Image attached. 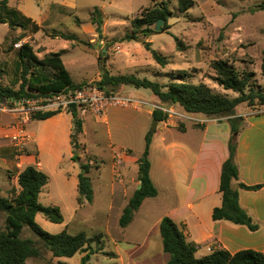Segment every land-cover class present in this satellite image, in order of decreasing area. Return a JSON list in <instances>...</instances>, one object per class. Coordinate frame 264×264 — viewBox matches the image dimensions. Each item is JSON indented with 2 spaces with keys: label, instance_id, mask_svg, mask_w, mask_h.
Segmentation results:
<instances>
[{
  "label": "rangeland",
  "instance_id": "374dc122",
  "mask_svg": "<svg viewBox=\"0 0 264 264\" xmlns=\"http://www.w3.org/2000/svg\"><path fill=\"white\" fill-rule=\"evenodd\" d=\"M52 1L54 0H42V2L8 0L10 6L20 9L27 16L36 20L43 17L45 21L43 31L31 33L20 42L22 44L29 42L39 58L66 48L63 60L75 82L91 79L95 82L97 80L95 78L101 75L102 67L113 74H137L162 83L169 81L167 75L187 70L191 82H203L215 93L236 97L235 93L224 90L214 80L215 70L212 63L229 60L238 68L246 67L256 72L258 84L264 86V76L261 75L260 70L264 49V10L258 9L259 5L264 4V0H193L194 5L187 12L179 10L178 0H158V2H166L172 12L169 20L165 23L163 31L157 32L153 26L154 33L149 36L140 34L137 40L127 39L134 30L132 22L153 7V0H75L76 6L65 7L50 6L48 3ZM96 8L102 13L101 28L92 23ZM166 27L168 28L165 29ZM53 31L76 34L78 39L67 41L57 38L51 35ZM21 32V30H10L7 25L0 24V70H3L1 77L5 85L15 86L18 82L16 80L19 74L17 65L19 49L15 47L16 43L12 39ZM177 40L181 43L182 50L177 48ZM145 43H151L152 49L168 58L169 64L165 68L153 59ZM41 72L50 76L49 69H42ZM16 88L19 86L16 85ZM142 91L149 96L153 95L149 89ZM11 102L14 103L11 100L5 101V103ZM154 104L166 108L174 107L177 115L169 114V119L178 124L189 122L198 125L197 120L182 118L181 115H185L186 111L179 105L156 101ZM240 107H243L241 110H252L253 114H257L256 110L259 111L257 107L246 103ZM9 114L0 112V117ZM96 117L100 118L98 122H101V117L104 116ZM14 119L5 125L4 133L0 132V148L5 152L3 155L14 163L9 162L8 167L4 166L0 155V197H11L20 191L17 175L30 165V161L33 160L32 155H36L35 145L30 138L21 156H17L15 147L7 137L10 134L9 126ZM208 119L212 118L208 117ZM36 124L38 122L34 120L24 127L29 131ZM153 124L154 121L151 123V129ZM87 131L88 134L81 139V142L86 144L95 155L101 153L105 155L104 149L106 150L109 145L106 125L101 123L97 134L88 127ZM30 153L32 155H29ZM62 153L64 160L55 174H52L51 183L43 189L40 202L46 206H56L60 203L63 206L61 210L65 223H52L42 215L38 216L37 223L51 234L61 233L66 227L71 234L86 232L91 237L102 234L103 249L99 250V244L94 243L96 253L91 256L88 264H164L159 257L150 261L158 253L159 246L153 239L149 246L143 244L148 230H142L137 221H133L126 228L121 227L120 218L124 199L119 198L117 188L123 183L115 180L112 163L107 158L104 163L100 162L101 176L99 178L91 176L95 191L93 203L86 204L75 217L77 190L73 179L67 173L74 175L77 167L81 171L80 162L86 160L88 155L81 152V158L74 160L73 147L62 148ZM45 157L48 158V154ZM113 186L116 187V195L112 197ZM146 223L147 226L153 224L150 220ZM5 224L6 214L0 212V226L4 228ZM22 237L36 240L42 250V257L30 258L28 264H82L85 256V253L80 252L74 257H53L28 227L24 229ZM138 244L143 246L138 247ZM128 250L137 253L131 260L126 252ZM118 251L123 253L120 260L115 259L114 252ZM203 253L205 252L202 250L199 255Z\"/></svg>",
  "mask_w": 264,
  "mask_h": 264
},
{
  "label": "trees",
  "instance_id": "16d2710c",
  "mask_svg": "<svg viewBox=\"0 0 264 264\" xmlns=\"http://www.w3.org/2000/svg\"><path fill=\"white\" fill-rule=\"evenodd\" d=\"M178 2L181 12H187L194 5L193 0H178ZM152 6L140 18L133 20L134 30L131 35L127 36V39L137 40L140 34L149 36L154 33L152 27L158 20L164 19L166 22L169 20L172 12L166 2L153 0ZM258 9L264 10V4L259 5ZM101 15L99 8H96L92 23L97 24L99 28L103 24ZM0 24L8 25L10 30L22 31L19 36L12 39L15 43L24 40L31 33L36 34L44 29L22 11L11 7L8 0H0ZM51 35L67 41H77L78 39L75 34L64 32L53 31ZM145 47L151 51L153 59L162 68L169 64L168 58L152 49L151 43H145ZM177 48L182 50V45L178 40ZM64 53L65 50H61L39 58L29 42L23 43L18 50L19 74L16 85L19 88H16V85H5L1 77L3 70H0V102L33 99L90 85L98 86L108 94L119 92L122 86H132L138 89H149L158 103L179 105L187 113L202 114L213 119L228 118L232 136L229 141V157L223 163L221 172L219 190L222 193V205L213 210L212 217L214 221H228L235 225L246 226L252 232L259 230V225L254 223L253 218L242 208L239 189L234 186V181L239 180L240 175L236 162L238 135L245 125L244 117L237 116L236 109L245 103L254 107L264 105V86L258 84L256 72L246 67L238 68L229 60H218L212 63L215 70V82L224 90L235 93L236 97L215 93L203 82H191L187 70L167 75L169 81L162 83L135 74L114 75L102 67L100 80L91 83H75L63 61ZM42 69H49L50 76L43 74ZM260 70L261 75L264 76V49ZM61 112H38L33 114L31 119L43 121ZM68 112L73 116L71 144L74 152L73 159L77 160L81 156V152L86 153V147L81 142V136L84 133V120L81 116V108L73 106ZM153 118L158 122H163L169 119V115L161 110H154ZM178 127L184 130L182 124ZM153 137L154 133L150 131L146 136L144 153L138 160L140 188L134 192L123 210L120 218V225L123 228L132 223L136 212L146 199L158 195V189L151 178L150 149ZM87 155L86 160L80 162L81 171L78 175L77 202L80 207L93 203L95 191L91 174L102 166L96 158ZM17 178L20 191L11 197H0V212L6 214L5 227L0 226V264H27L30 258L42 257V250L38 242L22 237L26 227L36 234L53 257H74L83 252L85 256L82 259V264H88L91 256L96 253L93 244H99L100 248L98 249H103L102 234L91 237L86 232L71 234L68 229H64L58 234L45 231L37 223L38 215H42L46 220L56 224H62L65 221L60 207L46 206L40 202L43 189L49 184V176L36 166L29 165L18 173ZM261 187V185L239 184V188L246 190H259ZM160 233L163 250L169 255L166 264H264V252L254 249H243L231 253L222 248L198 257V245L189 241L170 217L162 219Z\"/></svg>",
  "mask_w": 264,
  "mask_h": 264
},
{
  "label": "crops",
  "instance_id": "0c3cea01",
  "mask_svg": "<svg viewBox=\"0 0 264 264\" xmlns=\"http://www.w3.org/2000/svg\"><path fill=\"white\" fill-rule=\"evenodd\" d=\"M38 1L42 2V0ZM48 4L58 7L76 6L75 0H62L61 2L54 0ZM32 19L43 28L45 22L43 17L39 20ZM63 50L66 53L67 49ZM77 72L79 74V71ZM95 79L100 80L101 75ZM93 80L73 81L90 83ZM119 91L121 92L118 93L128 94L147 102L156 101L154 95L149 96L142 89L132 86H122ZM255 107L259 110H256L257 114H253L252 110H241L243 107L240 106L236 109V115L244 117L245 125L238 135L236 162L240 175L239 180L234 181V186L239 189L242 208L253 218L254 223L259 225V230L252 232L246 226L235 225L228 221H214L212 217L213 210L222 205V193L219 190L221 172L223 163L229 157V141L232 136L228 118H212L201 125L181 123L184 130L178 127L180 123L168 119L158 122L150 149L151 178L158 189V195L146 199L133 220L139 223L142 230H148L144 245L149 246L152 239L158 242V253L150 261L159 257L166 264L169 259V255L163 250L160 233V224L164 217L173 219L187 239L198 245L197 256L199 257L222 248L231 253L243 249L264 252V105ZM195 115L207 117L202 114ZM81 116L84 120V133L81 139L88 134L87 127L97 134L99 125L101 123L106 125L109 145L106 147L108 152L104 149L105 155L102 153L95 155L86 144H83L86 147V153L92 154L91 156L99 162L104 163L107 158L112 163L115 180L123 183L117 188L119 198L124 199L121 209L123 213L130 198L140 186L138 160L144 153L146 136L151 131V123L154 121L153 110L149 107L142 110L111 107L107 114L101 117V122H98L100 118L92 113H82ZM13 119L14 116L11 114L2 115L0 132L4 133L5 125ZM35 121L38 124L28 131L36 149V155H32L33 160L30 161V165L45 172L51 183L52 174H55L64 160L62 148L72 147L73 116L66 110L47 120ZM31 122L34 120L30 119L26 124ZM3 154L5 152L0 148L4 166L8 167L9 162L14 164ZM47 154L48 158L45 157ZM79 173L78 167L74 175L67 173L73 179L76 190ZM101 173L102 166L94 170L91 176L99 178ZM240 183L262 187L259 190H246L239 188ZM114 195H116L115 186H113L112 197ZM56 206L63 210L60 203ZM84 206L80 207L77 202L74 207L75 217ZM149 220L153 223L148 225L150 227L146 225ZM143 244L137 246L141 247ZM202 250L205 253L199 255ZM126 252L130 260L137 254L133 250ZM114 253L116 254L115 259H122L121 251Z\"/></svg>",
  "mask_w": 264,
  "mask_h": 264
},
{
  "label": "built area",
  "instance_id": "2783aa9c",
  "mask_svg": "<svg viewBox=\"0 0 264 264\" xmlns=\"http://www.w3.org/2000/svg\"><path fill=\"white\" fill-rule=\"evenodd\" d=\"M21 46L22 42L15 44L17 49H20ZM73 106L81 108V112L84 114L92 113L95 116H105L111 107L134 108L138 110L149 107L153 111L161 110L171 116L173 114L177 115L174 107L166 108L163 105L147 102L124 93L117 92L108 94L105 90L95 85L78 89H68L57 94H48L33 99H23L14 101V103L0 102V112H7L15 117L9 126L10 134L7 137L10 138L15 147L17 156H21L20 154L30 142V135L24 125L31 119L33 114L38 112L66 111ZM194 115L185 112V115L181 116L184 119L197 120V124L200 125L210 120L208 117H195L196 115Z\"/></svg>",
  "mask_w": 264,
  "mask_h": 264
},
{
  "label": "water",
  "instance_id": "95a60500",
  "mask_svg": "<svg viewBox=\"0 0 264 264\" xmlns=\"http://www.w3.org/2000/svg\"><path fill=\"white\" fill-rule=\"evenodd\" d=\"M165 23H166V21L164 19L158 20L156 25H155V30L157 32L163 31ZM157 126H158V121L154 120V124H153V128L151 129V133H155L156 132ZM139 188H140V186H139Z\"/></svg>",
  "mask_w": 264,
  "mask_h": 264
}]
</instances>
